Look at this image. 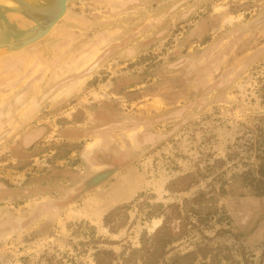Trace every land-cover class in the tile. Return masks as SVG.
I'll list each match as a JSON object with an SVG mask.
<instances>
[{
    "label": "rangeland",
    "instance_id": "obj_1",
    "mask_svg": "<svg viewBox=\"0 0 264 264\" xmlns=\"http://www.w3.org/2000/svg\"><path fill=\"white\" fill-rule=\"evenodd\" d=\"M262 117L264 0H72L45 39L0 56V264H71L83 222L137 245L162 224L150 206L225 184L216 219L176 252L264 264V197L239 180ZM190 173L199 185L167 190ZM130 204L109 233L105 216Z\"/></svg>",
    "mask_w": 264,
    "mask_h": 264
},
{
    "label": "trees",
    "instance_id": "obj_2",
    "mask_svg": "<svg viewBox=\"0 0 264 264\" xmlns=\"http://www.w3.org/2000/svg\"><path fill=\"white\" fill-rule=\"evenodd\" d=\"M260 126L251 129V142L249 150L253 160L252 168L243 173L240 183L247 191L255 197H264V117L260 118ZM235 154H229L228 161L234 160ZM223 165L224 161H217ZM102 177V175L100 176ZM99 177V178H100ZM201 178L199 174H187L167 186L171 194L188 192L199 185ZM231 191L226 184L220 190L215 189L209 192H200L191 200H184L182 204H154L150 206L149 212L144 215V220L152 222L154 219H161L162 224L153 233L144 230L139 238L138 244L133 245L125 241H113L103 236H97L96 227L89 223H81L77 226L78 231L74 235H80L81 230L86 227L88 232H83L86 237L74 247L76 256L68 259L71 264H84L78 260L82 254L90 253L94 264H208L199 262L213 258L211 264H215L216 256H212L214 248L209 246L195 245L196 249L187 253L176 252V245L187 240L192 231L198 229V225H208L216 219L219 209L216 207L217 196L224 197ZM132 204L115 208L104 218V227L111 234H118L126 227L128 211ZM127 215L123 217L124 214ZM123 214V215H122ZM120 246L121 251L117 252L114 247ZM225 261L230 264V258L224 256ZM61 262L63 260H57ZM52 262V261H51ZM238 264V263H232Z\"/></svg>",
    "mask_w": 264,
    "mask_h": 264
},
{
    "label": "water",
    "instance_id": "obj_3",
    "mask_svg": "<svg viewBox=\"0 0 264 264\" xmlns=\"http://www.w3.org/2000/svg\"><path fill=\"white\" fill-rule=\"evenodd\" d=\"M72 0H0V56L27 49L60 23Z\"/></svg>",
    "mask_w": 264,
    "mask_h": 264
},
{
    "label": "bare ground",
    "instance_id": "obj_4",
    "mask_svg": "<svg viewBox=\"0 0 264 264\" xmlns=\"http://www.w3.org/2000/svg\"><path fill=\"white\" fill-rule=\"evenodd\" d=\"M1 52V51H0Z\"/></svg>",
    "mask_w": 264,
    "mask_h": 264
}]
</instances>
